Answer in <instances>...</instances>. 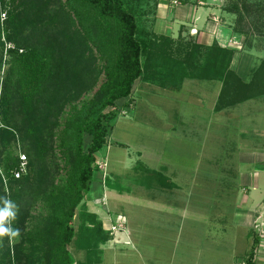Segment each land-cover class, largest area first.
Returning <instances> with one entry per match:
<instances>
[{"label":"crops","instance_id":"crops-1","mask_svg":"<svg viewBox=\"0 0 264 264\" xmlns=\"http://www.w3.org/2000/svg\"><path fill=\"white\" fill-rule=\"evenodd\" d=\"M226 2L145 0L141 23L173 42L232 49L230 69L249 83L263 49L233 32ZM178 81L162 87L139 77L130 97L116 102L127 113L144 108L131 118L120 113L108 136L116 126L141 127L179 148L131 149L118 140L98 153L107 173L84 202L111 238L95 264H245L253 229L260 240L254 263L264 264V94L215 110L221 82Z\"/></svg>","mask_w":264,"mask_h":264},{"label":"trees","instance_id":"trees-1","mask_svg":"<svg viewBox=\"0 0 264 264\" xmlns=\"http://www.w3.org/2000/svg\"><path fill=\"white\" fill-rule=\"evenodd\" d=\"M145 0H66L65 7L71 11L85 34L99 43L105 60L106 79L96 98L75 109L66 119L60 133L59 148L65 159H71L72 175L59 188L63 194L61 207L53 209L47 217L46 247L42 253L43 264H95L99 246L111 238L104 230L96 213L85 204L98 171V153L107 143L111 123L120 114L117 100L128 99L134 81L142 77L164 87L168 82H181L185 78L209 79L222 83L215 110L264 94V63L261 59L249 83H244L231 69L232 49L191 41H177L147 30L141 23V11ZM249 3L229 0L223 9L234 15L232 30L243 35L248 47H255L249 26L253 21ZM11 20V21H10ZM10 25L15 24L14 18ZM112 25L116 43L99 34L101 22ZM95 30V31H94ZM19 32L8 38L15 41L12 65L16 71L20 95L31 103L41 91L51 64L35 46L24 41ZM14 43V42H13ZM183 60L178 61L177 54ZM183 54V55H182ZM178 81V82H179ZM179 82V83H180ZM126 103V102H125ZM90 141L84 145V137ZM3 172L13 177L18 167L17 159L6 154L2 160ZM75 217L78 221L75 222ZM252 244L244 256L245 264H255L254 256L259 245V235L251 231ZM43 239V240H44Z\"/></svg>","mask_w":264,"mask_h":264},{"label":"rangeland","instance_id":"rangeland-1","mask_svg":"<svg viewBox=\"0 0 264 264\" xmlns=\"http://www.w3.org/2000/svg\"><path fill=\"white\" fill-rule=\"evenodd\" d=\"M232 1L251 5L256 21L250 24L249 35L253 45L263 49L258 57V60L262 59L264 0ZM65 3L66 0H0V197L8 195L19 206L13 227L20 229L16 240L10 242L5 237L0 244V264H43L44 238L50 228L46 220L49 213L61 204L63 194L59 188L73 170L68 163L71 159H65L59 148L60 133L67 117L96 98L106 79L105 60L99 43L85 34ZM1 12H6L5 18ZM12 18L15 20L13 26L10 25ZM111 27L110 23L102 21L99 34L115 44L112 36L116 31H111ZM14 31L37 47L51 64L40 93L31 103L24 102L20 95L12 65L13 55L4 52V41L9 40L16 45L8 38ZM186 93L181 92L184 96ZM143 108L131 109L125 116L131 118L134 112H141ZM150 133L141 127L116 126L107 141L111 144L123 140L131 149L141 146L153 148L157 144L179 148L174 139L169 141L163 134L153 136ZM89 141L90 137L85 135L84 145ZM6 154L13 155L18 161V167L10 178L3 172L2 160ZM119 154H123L122 151ZM187 161L191 162L190 159ZM99 162L105 164L103 172L107 173L106 163L101 159ZM103 172L94 173L93 192L97 186L94 180H99ZM100 194L98 191L94 195L97 200ZM182 249L181 245L178 250L181 252ZM175 264H179L178 260Z\"/></svg>","mask_w":264,"mask_h":264},{"label":"clouds","instance_id":"clouds-1","mask_svg":"<svg viewBox=\"0 0 264 264\" xmlns=\"http://www.w3.org/2000/svg\"><path fill=\"white\" fill-rule=\"evenodd\" d=\"M19 206L8 195L0 197V244L5 237L10 242L20 236V229L13 227L17 219Z\"/></svg>","mask_w":264,"mask_h":264},{"label":"built area","instance_id":"built-area-1","mask_svg":"<svg viewBox=\"0 0 264 264\" xmlns=\"http://www.w3.org/2000/svg\"><path fill=\"white\" fill-rule=\"evenodd\" d=\"M1 16H2V18H5L6 17V12H1ZM13 50H17L19 53H21L22 52V48H16V46L14 45V43L13 42H11V41H4V52L5 53H10L11 51H13ZM127 111L128 110H126L125 108L124 109H122L121 111H120V113L121 114H123V115H126L127 114ZM24 160V159H23ZM98 166H99V168H98V171H103V169H104V166H105V164H100V162H98ZM19 173H17V175H18ZM115 227H113V229H114Z\"/></svg>","mask_w":264,"mask_h":264}]
</instances>
